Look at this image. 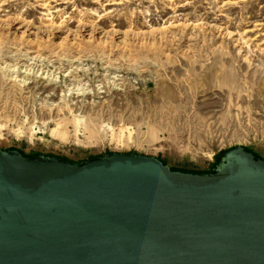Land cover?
I'll use <instances>...</instances> for the list:
<instances>
[{
    "label": "rangeland",
    "instance_id": "obj_1",
    "mask_svg": "<svg viewBox=\"0 0 264 264\" xmlns=\"http://www.w3.org/2000/svg\"><path fill=\"white\" fill-rule=\"evenodd\" d=\"M264 160V0H0V149L207 173Z\"/></svg>",
    "mask_w": 264,
    "mask_h": 264
},
{
    "label": "water",
    "instance_id": "obj_2",
    "mask_svg": "<svg viewBox=\"0 0 264 264\" xmlns=\"http://www.w3.org/2000/svg\"><path fill=\"white\" fill-rule=\"evenodd\" d=\"M0 264H264V160L235 146L197 174L0 149Z\"/></svg>",
    "mask_w": 264,
    "mask_h": 264
}]
</instances>
